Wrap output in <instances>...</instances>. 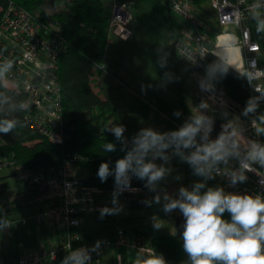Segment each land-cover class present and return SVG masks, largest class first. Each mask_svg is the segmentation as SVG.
Wrapping results in <instances>:
<instances>
[{"label": "clouds", "instance_id": "clouds-1", "mask_svg": "<svg viewBox=\"0 0 264 264\" xmlns=\"http://www.w3.org/2000/svg\"><path fill=\"white\" fill-rule=\"evenodd\" d=\"M264 7L253 4V9ZM257 33L264 32V14L254 13ZM216 50L211 54L215 59L204 66L205 74L198 78V86L202 92L214 94L215 84L225 77L230 70L235 71L254 90L241 112V116L249 118L250 127L255 137L264 136V112H259L264 103V86L254 83L264 80V69L257 66L255 60L249 62L243 55L240 39L234 31L217 35ZM186 56L187 50L185 49ZM165 53L158 61L164 68L167 63ZM208 54L206 53L205 56ZM13 61H7L0 76L11 69ZM162 84L173 80L171 73L166 72L161 78ZM142 91L145 86L142 85ZM148 87H151L149 85ZM214 95L201 100L191 111L189 117L178 129L159 131L153 127L141 128L131 139L124 133L126 126L114 124L104 130L113 134L125 155L115 161L114 167L109 162H101L97 176L106 182L114 177L111 207L99 209L100 218L107 215H118L123 210L119 197L125 191L137 192L132 187V179L144 181V187L154 193L151 199L142 201L146 206L162 205L165 214L179 210L184 219L182 225V248L187 256L185 264H264V195L228 192L222 186H209L208 182L217 176L226 177L231 187L247 182V173L254 172L261 177L264 187V142L245 136L239 117L228 119L229 112H221L225 122L215 138V116L207 114L214 101ZM4 104L9 101L5 99ZM31 108L28 101H20L5 114L0 109V134L14 133L22 126L16 115L11 113L27 112ZM173 115L179 118L182 113L177 110ZM117 151V144L106 142L103 152ZM173 158L187 163L192 174L199 180L191 187L181 185L177 191L169 193L161 188V182L172 173L168 167ZM161 161L157 163L156 161ZM235 161V165L232 162ZM175 179L180 180L177 176ZM227 213L230 219H225ZM153 228L161 229L158 217L152 218ZM7 226V222H5ZM102 241H97L91 248L81 247L71 250L63 258L61 264H91L92 253H99ZM71 247V246H69ZM134 264H168L162 254L151 248H140L135 256Z\"/></svg>", "mask_w": 264, "mask_h": 264}, {"label": "built area", "instance_id": "built-area-1", "mask_svg": "<svg viewBox=\"0 0 264 264\" xmlns=\"http://www.w3.org/2000/svg\"><path fill=\"white\" fill-rule=\"evenodd\" d=\"M197 1L169 0L170 10L182 20L178 31L179 37L173 48L191 64L190 77L194 100L191 111H195V106L201 100L214 95V101L209 100L212 110L207 114L216 116L225 109L234 110L236 106L220 91L216 90L214 94L202 92L198 86V78L204 75L205 54L210 51L208 43L211 42L213 26L198 13ZM208 1L222 29L219 35L234 31L240 39L245 59L249 62L255 60L257 66L264 69L262 47L254 38L249 24L254 13H264V7L253 9L252 5L256 3L264 5V0ZM133 19L132 3L113 0L109 32H115L114 28H127ZM247 19L248 22L245 21ZM216 43L217 39L215 45ZM66 50L67 42L58 24L47 22L12 2L3 10L0 20V69L5 67L7 61H13V66L6 71L2 79L8 86L18 88L27 95L26 101L31 105L30 110L25 112L27 122L49 140L59 144L64 143V113L58 70L59 59ZM215 50L216 48L213 52ZM254 83L264 86V80ZM247 90L250 96L256 94L248 83ZM191 111L185 116V120ZM246 130L250 138L262 142V137H255L250 122ZM220 131L221 125L214 126L212 138ZM78 160V157H65L61 168L54 174L34 172L20 164L11 163L19 178L32 183L39 190L40 193L34 201L46 206L34 217L36 224L41 225L45 221H50L62 231V234L52 244L41 241L30 253L19 256L13 262L0 258V264H53L62 252L67 255L77 248L92 247L82 231L81 220L97 210L96 195L102 191L75 175ZM232 164L235 165V161ZM247 177L246 183L231 187L226 177L217 176L214 179V186H222L228 192L264 195V187L260 184L262 178L254 172L247 173ZM97 241H102V244L99 253L91 254V264H100L103 251L121 248L129 242L128 233L123 229L110 236L100 237Z\"/></svg>", "mask_w": 264, "mask_h": 264}, {"label": "trees", "instance_id": "trees-1", "mask_svg": "<svg viewBox=\"0 0 264 264\" xmlns=\"http://www.w3.org/2000/svg\"><path fill=\"white\" fill-rule=\"evenodd\" d=\"M111 0H0V20L3 10L12 2L47 22L58 24L67 42V50L59 59L58 79L62 90V107L64 113V143H54L45 135L33 128L25 118V112L11 113L16 115L22 126H18L14 133L0 134V170L9 169V176H18L11 163H17L34 172L57 173L64 163L65 157H78L77 165H86L91 170V177L84 179L91 186L96 187L103 196L105 192L114 189V177L110 176L106 182H101L97 176L101 162H109L114 167L115 161L125 153L120 151V145L113 134L104 129L114 124H122L115 106L105 99L93 86L94 76L102 73L105 67V54L109 39ZM150 8H134V19L153 36L161 37L164 42L174 44L179 37V25L171 15L162 13L163 8L170 10L169 0H157ZM113 5V0H112ZM198 13L211 25L218 24L217 16L211 9L208 0L197 1ZM264 14V13H262ZM254 20L249 21L255 39ZM221 28V27H220ZM219 30V28H217ZM211 34L208 43L210 51L205 58L204 66L211 63L215 57L211 55L215 49L216 34ZM262 52L264 50V32L260 33ZM259 41V40H258ZM260 42V41H259ZM174 50V48H173ZM175 53H177L174 50ZM262 56V53H261ZM264 65V56H262ZM205 74V69H203ZM215 89L226 95L235 104L237 112L243 110L250 97L247 82L238 74L230 70L229 73L215 84ZM9 101L4 104V100ZM27 95L18 88L8 86L0 76V109L5 114L20 101H26ZM162 109H164L162 107ZM221 117L215 116V126L220 127ZM166 126L171 130L178 129L170 120ZM124 135L128 137L125 132ZM106 142L117 144V151L103 152ZM23 188H18L19 198H32L40 193L35 186L19 178ZM132 187L140 189L135 194L124 192L130 197L131 208L145 209L142 201L146 200L144 181L132 179ZM10 191L6 176H0V226L5 222L14 221L13 214L19 208L18 204L6 206L3 199ZM97 200V197H96ZM36 202V201H35ZM41 209L45 205L39 204ZM97 201V206H98ZM138 218H123L121 221L133 224ZM97 221L108 223L109 217H96ZM127 233H135L137 245L146 249L153 248L157 254H162L168 264H185L187 256L182 248V240L176 231L154 232L148 223L143 226L133 225L131 229H124ZM62 231L47 229L44 241L48 244L56 242ZM85 234V233H84ZM85 237L87 238L86 234ZM18 258L15 252L12 257L4 258L10 262Z\"/></svg>", "mask_w": 264, "mask_h": 264}, {"label": "rangeland", "instance_id": "rangeland-1", "mask_svg": "<svg viewBox=\"0 0 264 264\" xmlns=\"http://www.w3.org/2000/svg\"><path fill=\"white\" fill-rule=\"evenodd\" d=\"M119 1L132 3L133 11L135 7L133 6L134 3L150 8L152 3L157 2V0ZM160 1L165 2L166 0ZM164 12L167 15H171L175 23L178 25L181 24L182 20L178 15L167 9H164ZM245 21L248 22V19ZM121 28L122 29L114 28L115 32L110 34L112 43L108 44L107 60L110 65L114 64L115 68L112 66L109 67L108 71L110 74L108 75H103L101 73L96 74L94 76L93 86L96 90L102 89L104 94L108 93V95L112 97V101L116 107H118L119 112L128 122L129 127L127 128L126 133H129V140L141 128L145 127H153L161 132L169 131L171 130V127L166 126L169 117L173 116L175 118L173 113L180 110L182 99L185 101H188L189 99L188 88L190 85L189 78L191 64L183 56L174 52L172 44L164 42V39L159 36H153L152 33L145 30V28L142 27L139 22L135 21V19L132 20L127 28ZM217 28H219V30ZM179 30L180 27L178 28V31ZM124 31L126 32L121 34ZM215 31L219 32L216 36L222 33L219 23L212 27V33H215ZM254 31L257 35V40L261 43L262 37L260 33H257L256 31V22H254ZM165 53H170V55L167 56L166 66L161 68L158 65V61L165 55ZM261 53L262 56H264V50ZM177 69L181 70L182 75L180 77H178L176 73ZM166 72L172 74L173 80L166 84H162L161 78ZM111 75L117 82L116 84H121L114 85L112 79L109 78L112 77ZM135 82L141 83V86L144 85L146 90L142 91L141 86H135ZM149 85H151V87H148ZM131 88H133L135 92L137 91L141 94L143 100L148 104H152L154 107H161V104L166 101L167 106L165 108V113L162 115L158 114L155 109H151L147 104L146 112L150 114L152 118H148L146 124L138 122L133 113L135 110V104L136 107L139 106V98L133 95ZM258 111L264 112V104L260 105ZM228 112V119L236 117L240 118L242 127L245 129V136L250 138L248 131L246 130L249 125V118L241 116L240 114L242 111L239 113L236 109L229 110ZM222 120L225 122L223 118ZM175 125L178 128L181 126L179 123ZM262 142H264V136H262ZM156 162L158 164L161 163L159 160ZM167 166L171 167L173 171L165 181L161 182L160 187L166 188L169 193L174 194L181 185L190 188L195 181L200 179L194 176L189 165L181 162L179 158H173ZM10 173L11 171L7 168L0 170V176H6L10 188L7 196L3 199V203L8 207L18 204L19 208L13 214L14 221L8 222L7 226H5V224L0 226V258H10L12 257V252H15L18 256L30 253L32 249L44 240L48 228H51L53 231L57 229L55 224L50 221H45L41 225L36 224L34 217L45 208L41 209L39 203L35 202L32 198L20 199L17 190L18 188L22 189L24 183L17 176H9ZM75 175L80 179H89L91 177V170L86 165H76ZM177 176H180L181 179H175ZM214 184V180L208 182L209 186L214 187ZM112 192H105L103 196L101 195L99 197L96 195L99 204L97 210L93 214H88L82 218L87 229L95 236L108 234L117 229L128 228L130 230L133 225L143 226L150 223L153 226L151 219L153 216L158 217V223L161 225V229L159 230L153 228L154 232L174 231L177 218L182 217L179 210H175L170 214H165L162 210V205L156 204H153L150 207L146 206V208L142 210L133 209L131 208L130 197H127L122 193L119 197V202L123 206V210L120 214L107 215V217L112 219V221H109L108 223L99 222L96 219L97 216H100L99 209L104 206H112ZM153 195L154 193L146 188V199H151ZM143 216H146V218L137 219L133 224L121 221L123 218H138ZM224 218L230 219L229 214L225 213ZM63 254L61 255L64 257ZM61 261L56 264H61Z\"/></svg>", "mask_w": 264, "mask_h": 264}, {"label": "crops", "instance_id": "crops-1", "mask_svg": "<svg viewBox=\"0 0 264 264\" xmlns=\"http://www.w3.org/2000/svg\"><path fill=\"white\" fill-rule=\"evenodd\" d=\"M155 4L156 3L154 2L150 6H153ZM133 6H135L134 8H136V9L137 8H146V7H143L141 5H138L137 3H134ZM111 9H112V0L110 1V10ZM162 13L164 14V8L162 10ZM135 21H137V20H135ZM179 27H180V25H179ZM130 30H132V29H130ZM110 34H112V32H109L108 44L112 43L111 38H110ZM107 59H108V46H107L106 54H105V61H106L105 64L106 65H105V67H104V69L102 70V73H101L103 75L104 74H106V75L110 74L109 71H108V68L109 67L112 66L113 68H115L114 67V64L110 65V63L108 62ZM176 73H177L178 77H180L182 75L180 69H177L176 70ZM109 78L112 79L114 85H120L121 84L120 83L121 80L119 82L120 84H116L117 82L114 80L113 76L112 77H109ZM189 83H190L189 88H188V90H189V97L188 98L189 99H188V101H185L184 99H182L181 108L179 110L182 113V115L179 118H177V119H176V117L174 118L173 116H170L169 117V120L171 122H173L174 124H177V123L182 124L185 121V116L193 108V105H194V100H193V95H192V92H193V83H192L191 77L189 78ZM140 84L141 83L135 82L134 85L137 86V87H140L141 86ZM131 91H132V93H133V95L135 97H138L139 98V102H138V105L139 106L136 107V104H135V110H134V113L133 114L136 116V119L138 120V122H140L142 124H146L148 118L149 119L152 118V116L146 112V110H147V107L146 106H147L148 103L146 101H144L143 98H142V95L139 94L137 91L135 92V90L133 88H131ZM98 92L105 99H108L115 106L118 115L120 116L122 122L124 123V126H126V131H127V128L129 127L128 122L125 120V118L119 112L118 107H116V105L112 101V97H110V95H108V93L107 94H104L103 91H102V89H99ZM135 103H136V101H135ZM148 105H149V107L151 109H155L158 114H161L162 115V114L165 113V108L167 106V102L164 101V103L161 104V107L160 106L159 107H157V106L154 107L152 104H148ZM138 107H140L141 109L138 108ZM162 107L164 109H162ZM136 111H137V113H136ZM220 117H221V120H222L221 114H220ZM223 123L224 122L222 120L221 125ZM81 221H82V231L86 234V236H87V242H88V244L90 246H93L95 244L96 240L99 239L100 237L110 236V235L114 234L116 231L120 230V229H117L115 231L113 230V231L109 232L108 234L96 235L95 236V235L92 234V232H90V230L87 229V226H86L85 222L83 220H81ZM50 229L51 228H49V231H50ZM128 241L129 242H128V244L126 246H123L121 248H114V249H110V250L103 251L102 252V255H101L100 264H134V259H135L136 254L138 253V251H139L140 248H144V247H140V246L137 245L136 235H135V233H133L131 231L128 233ZM144 249H146V248H144ZM61 254H63V252ZM61 254H60L58 260L55 263H53V264H56L57 262L63 260V258L66 256L65 253L63 254L64 257ZM16 256H18V255H16Z\"/></svg>", "mask_w": 264, "mask_h": 264}, {"label": "water", "instance_id": "water-1", "mask_svg": "<svg viewBox=\"0 0 264 264\" xmlns=\"http://www.w3.org/2000/svg\"><path fill=\"white\" fill-rule=\"evenodd\" d=\"M184 223V219L183 217H178L177 220H176V224H175V231H176V234L181 237V234H182V225Z\"/></svg>", "mask_w": 264, "mask_h": 264}]
</instances>
